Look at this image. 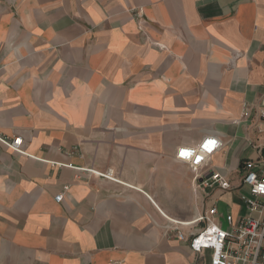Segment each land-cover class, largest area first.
<instances>
[{
  "label": "crops",
  "instance_id": "crops-1",
  "mask_svg": "<svg viewBox=\"0 0 264 264\" xmlns=\"http://www.w3.org/2000/svg\"><path fill=\"white\" fill-rule=\"evenodd\" d=\"M262 111L264 0H0V264H210L169 218L264 151Z\"/></svg>",
  "mask_w": 264,
  "mask_h": 264
},
{
  "label": "built area",
  "instance_id": "built-area-1",
  "mask_svg": "<svg viewBox=\"0 0 264 264\" xmlns=\"http://www.w3.org/2000/svg\"><path fill=\"white\" fill-rule=\"evenodd\" d=\"M261 116L264 119V111ZM0 139L16 151L22 147L21 137ZM218 145L216 140L208 138L194 147L183 146L176 159L198 170ZM260 151L257 158L241 163L234 178L216 170L197 172L192 185L193 190L203 196L202 212L194 219L169 218L167 231L180 241L188 242L199 256L210 250V264H264V151ZM80 170H84L88 177L99 174L113 178L111 173H101L93 167ZM68 189L69 186L65 185L64 191ZM226 192L234 193L245 211L240 208L235 214L230 209L221 214L219 199ZM63 199L64 192L55 196L58 202Z\"/></svg>",
  "mask_w": 264,
  "mask_h": 264
},
{
  "label": "rangeland",
  "instance_id": "rangeland-1",
  "mask_svg": "<svg viewBox=\"0 0 264 264\" xmlns=\"http://www.w3.org/2000/svg\"><path fill=\"white\" fill-rule=\"evenodd\" d=\"M230 207H231L232 210H234V207L230 203H229V205H228V203H226V204L224 203V204H220L219 205L220 211L221 212L224 211L226 213L229 212Z\"/></svg>",
  "mask_w": 264,
  "mask_h": 264
}]
</instances>
